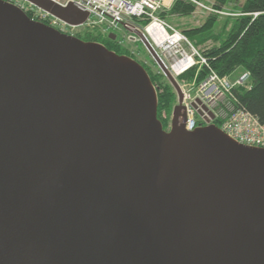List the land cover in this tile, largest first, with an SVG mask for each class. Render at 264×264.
Instances as JSON below:
<instances>
[{
	"label": "water",
	"instance_id": "water-1",
	"mask_svg": "<svg viewBox=\"0 0 264 264\" xmlns=\"http://www.w3.org/2000/svg\"><path fill=\"white\" fill-rule=\"evenodd\" d=\"M124 28L177 94L169 133L142 66L0 0V264H264V150L187 132L176 80Z\"/></svg>",
	"mask_w": 264,
	"mask_h": 264
},
{
	"label": "built area",
	"instance_id": "built-area-1",
	"mask_svg": "<svg viewBox=\"0 0 264 264\" xmlns=\"http://www.w3.org/2000/svg\"><path fill=\"white\" fill-rule=\"evenodd\" d=\"M5 1L17 6L26 15L31 14L35 21L48 23L47 26L71 37L88 28L103 36L114 34L116 38L123 32L128 36L122 39L134 41L138 38L124 28L125 24L130 25L145 37L176 80L182 95L181 106L185 112L184 127L187 132L212 125L238 145L264 150V126L255 116L235 107L231 101L234 88L247 87L249 74L235 76L234 80L233 77H221L209 66L202 52L163 18L176 1L199 6L196 0H50L62 8L72 5L86 13L85 22L77 27L58 20L25 0ZM194 67L197 69L192 80H178ZM202 70L205 75L199 80Z\"/></svg>",
	"mask_w": 264,
	"mask_h": 264
},
{
	"label": "trees",
	"instance_id": "trees-1",
	"mask_svg": "<svg viewBox=\"0 0 264 264\" xmlns=\"http://www.w3.org/2000/svg\"><path fill=\"white\" fill-rule=\"evenodd\" d=\"M230 0H216L214 9L222 11ZM195 10L191 3L176 1L169 16L188 17ZM239 15L225 20L223 31L215 35L214 29L218 16L212 15L201 27L182 31L196 48L206 43L215 45L202 51L209 66L221 77H235L249 74L247 87H236L232 91V104L255 116L264 126V0H245L234 6ZM29 16V15H28ZM30 17V16H29ZM230 27L226 31L227 27ZM83 30V29H82ZM81 30V31H82ZM75 37L86 43H96L120 57L135 56L119 40H112L109 35L103 36L98 31L84 30ZM217 44V46H216ZM137 61L146 71L157 95V119L164 130L168 129L172 110L176 104V94L160 70L154 65ZM197 67L181 75L178 80H192ZM205 75L202 70L199 80Z\"/></svg>",
	"mask_w": 264,
	"mask_h": 264
},
{
	"label": "rangeland",
	"instance_id": "rangeland-1",
	"mask_svg": "<svg viewBox=\"0 0 264 264\" xmlns=\"http://www.w3.org/2000/svg\"><path fill=\"white\" fill-rule=\"evenodd\" d=\"M196 2L198 3L199 6H196V5L191 3L195 7V10L188 17L169 16L168 15L169 12H168L167 14L164 15L163 18L166 19V22L170 27H172V28L176 29L177 31H179L180 33H182V31L185 29L201 27L202 24L206 21V19L208 17H210L212 15H216V16H218V23L215 26L214 33H215V35H219L223 31L225 20L239 15L237 12L234 11V6H238V5L243 4L245 2V0H230V3L225 8H223L222 11H216L214 9V5H215L216 0H196ZM27 14L30 16V18H32L31 14H29V13H27ZM45 25H48V23H45ZM229 28L230 27L228 26L226 28V31H228ZM84 30H91V29L83 28V30L82 31L79 30L76 33V35L80 32H83ZM94 31H96V30H94ZM127 36H128L127 34H124L122 32V33H120V35H118L119 38H117V40H119L122 45H125V47H127L131 51V53L135 56L134 59L129 58V57H126V58L136 62L137 64H139V63L135 60H138L139 62H145V64L154 65L155 64L154 61L151 59L150 55L147 53V51L143 47L142 43L138 39H136L134 41L128 40L126 38L122 39L123 37H127ZM191 44L195 47V45L193 43H191ZM214 45H215V43L208 42L202 48L201 47H199V48L195 47V48L199 52H202L204 50L210 49ZM216 46H217V44H216ZM234 79H236V77H233V80ZM171 119H172V114H171ZM171 119H170V121H171ZM170 124L171 123L169 122V125ZM170 130L171 129L169 128V126H168L167 130L163 129V131H165L167 133H169Z\"/></svg>",
	"mask_w": 264,
	"mask_h": 264
}]
</instances>
